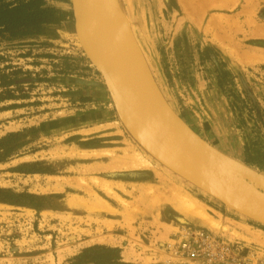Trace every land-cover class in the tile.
<instances>
[{
  "label": "rangeland",
  "instance_id": "obj_1",
  "mask_svg": "<svg viewBox=\"0 0 264 264\" xmlns=\"http://www.w3.org/2000/svg\"><path fill=\"white\" fill-rule=\"evenodd\" d=\"M115 1L139 76L214 150L264 178V0L103 4ZM45 5L60 19L39 32L0 29V264H72L97 246L123 264H172L188 228L264 264V223L190 175L116 100L73 0Z\"/></svg>",
  "mask_w": 264,
  "mask_h": 264
},
{
  "label": "water",
  "instance_id": "obj_2",
  "mask_svg": "<svg viewBox=\"0 0 264 264\" xmlns=\"http://www.w3.org/2000/svg\"><path fill=\"white\" fill-rule=\"evenodd\" d=\"M73 3L77 28L83 39L82 41L87 45L85 47L91 59L95 61L102 73L107 77V82L113 94L129 108L128 102L135 104L133 101H136V99L139 101L144 99L143 105L146 112L144 111V117H141V119L149 125L157 135L159 134L151 126V122L155 123V121H158L162 123L165 132L170 134V140L172 142L177 141L184 152L194 147L193 157H190V159L193 161L192 163L196 164L193 159L195 158L198 165H196L197 171L193 172L203 181L219 191L229 204L264 222V179L241 168V166L236 165L231 160L211 150L209 146L183 122V120H181L168 106L165 104L163 105V103L156 98L157 96L153 94L152 90L143 82L144 85L140 83V85H137V88H141V91L148 97H145L141 93L138 94L139 92H137L138 95H136L132 101L129 98V92L132 86L128 81H124L121 75L120 79H117V81H115V78L114 81L110 80L114 75L112 74L109 76L107 72L108 68L114 67L117 69V63L111 61V59L106 56V52L111 53L112 50H105L100 43V47L98 48L95 39L92 38L93 35L91 31H88L87 24L91 26V18L88 10V5L91 3V0H73ZM92 43H94V45ZM150 99L157 105H153ZM138 110L141 112L139 107ZM132 111L136 113L135 110L132 109ZM148 122H150V124ZM173 132L175 134H173ZM159 137L165 142L167 141L160 135ZM166 144L170 147L173 146V144L168 141ZM182 158L188 163V160H186L184 156ZM205 165H207V167H205ZM190 167L193 169V164Z\"/></svg>",
  "mask_w": 264,
  "mask_h": 264
},
{
  "label": "bare ground",
  "instance_id": "obj_3",
  "mask_svg": "<svg viewBox=\"0 0 264 264\" xmlns=\"http://www.w3.org/2000/svg\"><path fill=\"white\" fill-rule=\"evenodd\" d=\"M109 1L110 0H106ZM105 0H91V3L88 5V10H89V16H90V20H91V26H89L87 24V28L88 31H91V34L93 35L92 38L95 39V43L97 44V47H100V44L105 48V50L110 51V49L112 50L111 53L106 52V56L109 57L111 59V61L117 63L116 67L117 69H115L114 67H109L107 72L110 75H114V77L112 79H110L111 81H117V79H120V75L122 76L124 81H128V83L132 86V88L130 89L129 92V98L133 101V99L135 98L136 95L138 94H143L145 97H148L145 93H143V91H141V88L138 89L137 85L140 83L142 85H146L150 90H152L153 94L156 95L157 99L163 103V105L165 104L166 106H168L170 109L171 107L168 105V103H166L152 88L151 86H149V84L143 80V78L141 76H139L138 72L134 69V67L131 65V63L134 66H139L136 64V57L135 55H133V53L135 52L134 50H136V52L139 50L138 48V44L133 32V29L131 28V25L129 24V20L128 17L120 10L119 5L117 4L118 2L115 1V3H113L115 6L113 7V9L111 7H106V3L107 5H111V3L109 4V2H106ZM104 2H106L105 4H103ZM112 2V1H111ZM117 2V3H116ZM105 5V6H104ZM112 6V5H111ZM112 10H109V9ZM114 10V11H113ZM112 13H111V12ZM86 22H87V18H86ZM79 37L81 39V42L86 50L87 46L85 43H83V39L81 38V35L79 33V30L77 28ZM93 42V41H92ZM100 43V44H99ZM94 45V43H92ZM99 45V46H98ZM134 51V52H133ZM87 52V50H86ZM135 52V53H136ZM87 54L89 55V53L87 52ZM138 54V53H137ZM140 54V52H139ZM90 56V55H89ZM137 56V55H136ZM138 57V56H137ZM91 58V56H90ZM92 61L95 63V61L92 59ZM96 64V63H95ZM97 65V64H96ZM112 66V65H111ZM97 67L99 68V66L97 65ZM100 69V68H99ZM101 71V69H100ZM102 72V71H101ZM103 74V73H102ZM104 75V74H103ZM106 81L107 77L104 75ZM144 84H143V83ZM108 86L109 83L107 82ZM110 88V86H109ZM111 89V88H110ZM112 91V90H111ZM137 92H139L137 94ZM113 93V92H112ZM116 100L126 109L128 110L135 118H137L141 123H143V125H145V127H147L151 133L159 140L161 141L169 150H171L173 153H175L180 159L181 161L186 165V170L187 172L192 175L195 179H197L198 181H200L201 183H203L204 185H206L207 187H209L210 189H212L213 191L219 193L222 197H224L219 191H217L215 188H213L211 185H209L208 183H206L205 181H203L201 178H199L193 171H197L196 169V165H198V162L195 158L194 161L196 164L192 163L193 161L190 159V157H193V149L190 148L191 150H186L185 152L181 149L179 143L177 141H171L170 140V134L165 132V128L162 125V123L155 121L151 122V126L155 129V131L165 140H167L168 142H170L171 144H173V148L170 147L169 145L166 144V142L164 140H162L159 135H157L150 127L149 125H147L142 119L141 117H144V111L145 107L143 105L144 99H142L141 101H139L138 99H136V101H133L135 104L129 103L128 105L130 106L127 107L126 105H124L117 97L116 95H114ZM150 101L152 102L153 105H157L156 103H154V101H152V99H150ZM159 102V103H160ZM145 104V103H144ZM141 110V112H139L138 107ZM135 110L136 113L134 111ZM172 110V109H171ZM173 111V110H172ZM174 112V111H173ZM175 113V112H174ZM176 114V113H175ZM177 115V114H176ZM178 116V115H177ZM179 117V116H178ZM180 118V117H179ZM181 119V118H180ZM182 120V119H181ZM184 122V121H183ZM150 124V122H148ZM185 123V122H184ZM186 124V123H185ZM144 128V127H143ZM161 128V129H160ZM162 130V131H161ZM164 130V131H163ZM180 130V129H179ZM168 131V130H167ZM173 134H175L173 132ZM179 136V135H176ZM199 136V135H198ZM200 137V136H199ZM201 138V137H200ZM202 139V138H201ZM203 140V139H202ZM204 141V140H203ZM175 142V143H174ZM211 150H213L214 152H216L217 154L221 155L220 153H218L216 150H214L206 141H204ZM177 150V151H175ZM181 156H180V155ZM185 157L186 160H188V163L182 158ZM223 156V155H221ZM224 158H226L225 156H223ZM228 159V158H226ZM230 160V159H229ZM232 161V160H231ZM233 162V161H232ZM235 163V162H233ZM183 164V165H184ZM191 164V165H189ZM193 164V169L190 167ZM238 166H241L237 163H235ZM205 167H207V165H205ZM241 168H244L250 172H252L251 170L241 166ZM86 169V168H85ZM87 170V169H86ZM254 173V172H252ZM255 175L259 176L258 174L254 173ZM261 177V176H260ZM263 178V177H261ZM264 179V178H263ZM224 199L226 200V198L224 197ZM227 201V200H226ZM184 204V202H182ZM228 203V202H227ZM181 204V203H180ZM229 204V203H228ZM230 206H232L231 204H229ZM181 206V208H180ZM178 206V208H180L181 210L184 209V205L182 207V205ZM234 209H236L237 211L255 219L258 220L262 223H264L263 221L252 217L251 215L237 209L236 207L232 206ZM187 209V208H186ZM191 209V210H189ZM185 210V209H184ZM189 210V211H188ZM187 210V213H192V214H188V215H192L194 216V214L198 215L199 217H202L200 213H198L197 211H195V209L192 208V206H190ZM193 210V211H192ZM186 212V211H184ZM186 213V214H187ZM203 213V212H202ZM195 215V216H196ZM194 216V217H195ZM196 216V217H198ZM207 216V215H205ZM204 216V217H205ZM195 217V218H196ZM206 218V217H205ZM199 219V218H198ZM202 219V218H201ZM207 221V220H206ZM209 225V224H208ZM227 226V225H226ZM187 232H190V230L193 229H186ZM184 233V232H183ZM182 233V234H183ZM216 234V233H214ZM217 235V234H216ZM182 235L180 236V240L182 239ZM179 242V241H178ZM175 245V244H174ZM173 245V246H174ZM173 246H170L169 248V259L167 260L168 263H175L178 264L180 261H188V264H191V261L183 258L181 255H176L172 252V248Z\"/></svg>",
  "mask_w": 264,
  "mask_h": 264
},
{
  "label": "trees",
  "instance_id": "obj_4",
  "mask_svg": "<svg viewBox=\"0 0 264 264\" xmlns=\"http://www.w3.org/2000/svg\"><path fill=\"white\" fill-rule=\"evenodd\" d=\"M0 0V29L13 36L39 32L47 23L56 22L58 11L45 5V0H19L5 4ZM116 249L93 247L75 257L72 264H123ZM110 255L112 257H110Z\"/></svg>",
  "mask_w": 264,
  "mask_h": 264
},
{
  "label": "built area",
  "instance_id": "obj_5",
  "mask_svg": "<svg viewBox=\"0 0 264 264\" xmlns=\"http://www.w3.org/2000/svg\"><path fill=\"white\" fill-rule=\"evenodd\" d=\"M172 252L191 264H249L250 250L239 243H227L220 235L205 230H187ZM252 254V252H251ZM175 264V263H173ZM178 264H188L180 261Z\"/></svg>",
  "mask_w": 264,
  "mask_h": 264
}]
</instances>
